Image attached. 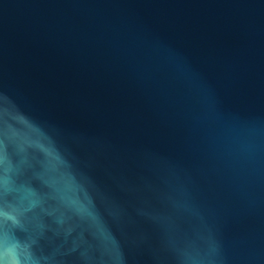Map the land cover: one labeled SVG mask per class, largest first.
Segmentation results:
<instances>
[{"label":"water","instance_id":"1","mask_svg":"<svg viewBox=\"0 0 264 264\" xmlns=\"http://www.w3.org/2000/svg\"><path fill=\"white\" fill-rule=\"evenodd\" d=\"M0 264H264V0H0Z\"/></svg>","mask_w":264,"mask_h":264}]
</instances>
